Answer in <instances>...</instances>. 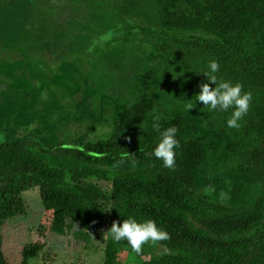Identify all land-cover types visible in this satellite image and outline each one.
<instances>
[{
	"label": "trees",
	"instance_id": "1",
	"mask_svg": "<svg viewBox=\"0 0 264 264\" xmlns=\"http://www.w3.org/2000/svg\"><path fill=\"white\" fill-rule=\"evenodd\" d=\"M81 1L1 0L0 47L33 52L47 43L52 53L67 48L66 56L80 61L91 47H81L82 36L74 33L88 26L110 31L106 43L128 51L129 64L139 67L123 74L118 60L110 75L97 77L112 78L103 89L127 99L105 142L28 137L0 145V264H11L3 228L27 214L23 193L31 187L39 188L44 211L23 264L47 247L49 235L65 236L77 221L89 238L91 230H110L129 216L155 220L170 238L145 244L138 255L108 233L104 264H264V0H156L162 26L149 46L133 29L117 26V8L105 0L91 6L93 14ZM102 60L93 59V66ZM212 60L220 65L218 78L253 95L239 128L227 127L233 109L213 112L197 103ZM157 124L161 131L178 129L172 169L152 155ZM214 163L211 170L228 168L238 180L232 203L199 188L198 172ZM122 251L128 252L124 262Z\"/></svg>",
	"mask_w": 264,
	"mask_h": 264
},
{
	"label": "rangeland",
	"instance_id": "2",
	"mask_svg": "<svg viewBox=\"0 0 264 264\" xmlns=\"http://www.w3.org/2000/svg\"><path fill=\"white\" fill-rule=\"evenodd\" d=\"M101 1L82 0L80 6L93 14L91 6ZM112 1L104 3L117 8L114 16L118 12L117 20H121L117 26L122 31L133 29L136 40L149 46L162 26L156 0ZM2 6L0 0V8ZM87 28L74 33L82 36L81 47H91L77 62L66 56L67 48L66 53L62 50L52 53L51 49L47 50V43L33 52H23L20 47H0V145L28 137L51 143L70 144L82 140L99 143L111 135L127 99L112 92L107 94L103 89L110 85L112 78L107 76L105 82L104 78L99 82L97 77L110 75L113 62L118 60L124 63L123 74L139 66L137 62L129 64L128 51L119 53V46L106 43L111 38L110 31L97 33ZM118 54L120 58H115ZM93 59L102 60L96 65L98 69L93 66ZM110 167L113 171L120 168L116 164ZM209 167L198 172L200 190L214 200L232 203L233 187L238 183L234 173L228 168L211 170L217 167L215 163ZM101 183L108 185L105 181ZM23 197L28 204L27 214L8 221L3 228L4 250L11 264H23V250L37 240L44 211L38 187L26 190ZM107 231L108 226L91 230L88 238L83 223L77 221L67 235H49L47 247L28 264H104ZM127 255V251H122L120 260L124 262Z\"/></svg>",
	"mask_w": 264,
	"mask_h": 264
},
{
	"label": "clouds",
	"instance_id": "3",
	"mask_svg": "<svg viewBox=\"0 0 264 264\" xmlns=\"http://www.w3.org/2000/svg\"><path fill=\"white\" fill-rule=\"evenodd\" d=\"M219 70V63L212 60L208 64V70L202 72L206 77V82L199 86L200 91L196 94L197 103H202L204 107L213 112L217 110L227 112L229 109H233L227 120V127L239 128V121L247 115L253 95L251 92H245L240 83H232L218 78ZM193 108L191 103L185 105L186 111L191 112ZM156 120H159L158 116ZM155 130L159 132V139L152 155L162 161L164 167L172 169L175 167L176 149L179 147V141L176 138L178 129L172 126L161 131L157 124ZM107 233L116 243L127 241L132 251L138 255L142 253L145 244L151 242L155 245L170 238L167 231L159 227L155 220H138L131 216L123 219L122 223L114 222Z\"/></svg>",
	"mask_w": 264,
	"mask_h": 264
}]
</instances>
